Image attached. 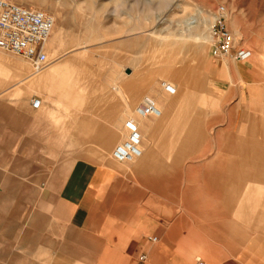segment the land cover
<instances>
[{
	"label": "rangeland",
	"instance_id": "obj_1",
	"mask_svg": "<svg viewBox=\"0 0 264 264\" xmlns=\"http://www.w3.org/2000/svg\"><path fill=\"white\" fill-rule=\"evenodd\" d=\"M13 1L52 15L54 26L44 46L48 63L40 72H33L32 66L20 56L0 50V140H6L5 129L8 128L25 130L30 136L39 132L40 136H45L49 174L58 164L64 173L74 160L81 158L110 165L121 180L123 191L130 194L145 192L147 208L152 204L150 200L155 199L152 195L155 188L161 190L163 204L172 200L179 206L187 201L188 197L181 194L187 185L193 187L194 202H230L235 197L234 207L227 211V220L233 223L230 227L238 230L240 239L229 241L226 248L247 246L251 236L264 234V208L238 200L247 191L252 194L264 191V185L231 187L223 193L206 190L200 187L205 170L216 166H209L211 155L208 153L195 158L207 148H214L215 132L223 128L229 118H237L231 108L234 104L236 108L240 105L242 109L243 106L250 109V117L256 124H261L254 135H264V0ZM218 6L227 10L226 24L236 42L235 47L250 51L242 61L229 56H212L211 44L204 50L200 47L196 50L198 44L189 38L191 34L198 35L202 27L190 31L187 20L203 17L210 24ZM159 37V46L151 45V41ZM62 55L74 59L70 70L58 76L64 80L63 85L51 91L43 88L39 93L25 90L17 93L22 81L40 74ZM17 59L27 65L23 73L16 72L14 61ZM164 83L169 85L168 90L163 88ZM201 85L205 86V91L199 90ZM114 86L120 87L121 91L115 90ZM146 98L152 99L161 113L157 117L148 116L141 122L144 126H138L142 135V154L130 161H119L112 153L119 142L126 140L128 129L126 131L124 122L129 116L138 118L136 108ZM35 99L41 101L37 107L31 103ZM186 102L187 106L184 105ZM117 108L127 109L128 114L123 115ZM91 118L99 124L96 131L75 128L78 123L90 124ZM159 118V124L179 123L183 126L184 121L190 119L194 121L192 123L220 121L209 130L200 150L192 156L179 157L176 163L167 157L172 134L170 126L162 125L154 133V147L160 161L166 162L154 167L168 168L167 171L173 173L172 179H155L158 175H153L151 165L144 166V172L138 171L152 145L147 128L155 126ZM117 123L120 139L104 152L103 157L94 155L92 150L97 146L91 139L75 143L73 135L77 133L103 132ZM196 138V135L191 137L183 132L184 140L193 143ZM54 151L62 153L55 154ZM176 191L178 196L173 194ZM156 199L160 200V197ZM255 209L263 215H250ZM198 212L204 211H196V214ZM150 237L158 236L149 234L147 237L149 245L156 247L157 241ZM193 256L204 257L199 251ZM0 264H14L12 255H0Z\"/></svg>",
	"mask_w": 264,
	"mask_h": 264
},
{
	"label": "crops",
	"instance_id": "obj_2",
	"mask_svg": "<svg viewBox=\"0 0 264 264\" xmlns=\"http://www.w3.org/2000/svg\"><path fill=\"white\" fill-rule=\"evenodd\" d=\"M73 60L65 55L58 57L47 70L27 77L25 82L21 80L22 87L17 93L58 89L64 83L58 76L70 70ZM14 62L16 72L23 73L26 63L18 59ZM113 88L120 90V87ZM231 108L237 118H229L226 125L215 132V139L211 137L214 148L195 155L202 158L210 154L209 166H216L205 170L200 187L206 190L223 193L231 187L264 185V135H254L261 124L250 117L248 107L242 109L238 105L236 108L234 104ZM117 111L128 114L127 109L117 108ZM138 118L134 119L143 127L141 122L148 116ZM161 118L156 127L147 128L152 145L139 164L142 168H138L139 172H144L143 167L151 165L158 180L172 179L173 174L168 168L154 167L166 163L160 161L153 144L159 127L170 126L167 157L176 163L179 157L192 156L200 150L209 130L220 122L202 120L183 126L159 124ZM90 120V124L78 123L75 128L96 131L98 122ZM112 127L103 132L77 133L73 135L75 143L91 139L97 146L92 152L103 157L120 139L118 123ZM124 127L127 131L125 124ZM255 127L257 129H253ZM184 131L188 136L196 135L193 143L182 139ZM5 132L6 140H0V255H12L14 264H196L201 256L194 258L193 255L198 251L206 264H264V234L251 236L247 246L226 248L229 241L240 239L238 230L230 227L233 223L227 220V211L234 207L235 197L230 202H194L193 187L187 185L181 194L189 199L179 206L172 200L163 204L162 192L155 188L152 195L160 200H150L152 204L147 208L145 192L123 191L121 180L110 165L81 158L74 160L64 173L58 164L49 174L44 135L38 132L30 136L22 129L8 128ZM173 194L178 196L177 191ZM238 200L264 208V191L256 194L247 191ZM181 210L186 212L174 214ZM199 210L204 212L196 214ZM249 214L263 215L257 209ZM149 234L158 236L156 247L149 245ZM141 255L145 259L142 260Z\"/></svg>",
	"mask_w": 264,
	"mask_h": 264
},
{
	"label": "built area",
	"instance_id": "obj_3",
	"mask_svg": "<svg viewBox=\"0 0 264 264\" xmlns=\"http://www.w3.org/2000/svg\"><path fill=\"white\" fill-rule=\"evenodd\" d=\"M226 17L225 7L218 6L209 25L211 54L214 57L229 56L235 61H242L250 55V51L235 47L236 42L226 24ZM53 26L54 18L45 11L23 6L13 0H0V50L23 58L32 66L33 72L43 70L48 63L44 46ZM32 104L37 107L40 101L35 99ZM136 111L142 117L161 113L151 99H145ZM127 127L130 128L129 137L117 145L112 153L113 158L119 161H130L143 152L138 127L130 121L127 122ZM150 239L155 241L156 237ZM140 258L145 259L143 255ZM196 264L206 263L198 257Z\"/></svg>",
	"mask_w": 264,
	"mask_h": 264
},
{
	"label": "bare ground",
	"instance_id": "obj_4",
	"mask_svg": "<svg viewBox=\"0 0 264 264\" xmlns=\"http://www.w3.org/2000/svg\"><path fill=\"white\" fill-rule=\"evenodd\" d=\"M188 22H187V27H188V30H190V31H192V29H194V28H197V27H202V29H201V32L198 34V35H194V36H192V34L191 35H189V38H192L191 40H193V41H195V43H197L198 45L196 46V50H197V48H203V50L206 48V47H209V45L211 44V38H210V35H209V25L210 24H207V21H206V19L205 18H199L198 19V17L197 16H194V17H191V18H189L188 20H187ZM165 37V36H164ZM157 38V37H156ZM160 42H161V37H159L158 38V40H153V41H151V43H153V44H151V45H155V46H159V44H160ZM195 50V51H196ZM199 50V49H198ZM201 53V52H200ZM61 60H63V59H61ZM57 63V62H56ZM67 65V64H66ZM47 70V69H46ZM63 71H64V69H63ZM40 72V71H39ZM47 75V74H46ZM53 75V74H52ZM44 77V76H43ZM51 77V76H50ZM201 83V82H200ZM168 87V88H167ZM163 88L165 89V90H168L169 89V85L168 84H166V83H164L163 84ZM199 90L202 92V91H205V86L204 85H201L200 87H199ZM146 99H148V98H146ZM152 100V99H151ZM153 101V100H152ZM143 102V101H142ZM154 102V101H153ZM155 104V103H154ZM185 106H187V102H186V104H184ZM183 105V107H185ZM156 106V105H155ZM178 106H179V103H178ZM178 106H177V108H178ZM137 109V108H136ZM185 109V108H184ZM178 110H179V108H178ZM138 113V112H137ZM138 115V119H145V117H147V116H145V117H142V116H140L139 114H137ZM182 115V114H181ZM180 115V116H181ZM187 115H185V117H186ZM180 118V117H179ZM187 118V117H186ZM172 120H173V118H172ZM179 120V119H178ZM186 120H189V119H186ZM132 122L136 127L138 126L137 124H138V120H136V119H134L133 117H131V116H129V118H128V120L127 121H125L124 122V124H125V126L127 127V122ZM182 122H183V120H182ZM185 122V124H191L192 122H194V121H191V119H190V121H184ZM164 124V123H163ZM177 124V123H176ZM127 129H128V133H127V135H126V138H128L129 137V133H130V128L129 127H127ZM248 150V149H247Z\"/></svg>",
	"mask_w": 264,
	"mask_h": 264
},
{
	"label": "water",
	"instance_id": "obj_5",
	"mask_svg": "<svg viewBox=\"0 0 264 264\" xmlns=\"http://www.w3.org/2000/svg\"><path fill=\"white\" fill-rule=\"evenodd\" d=\"M129 72V69H128V71H127V73Z\"/></svg>",
	"mask_w": 264,
	"mask_h": 264
}]
</instances>
